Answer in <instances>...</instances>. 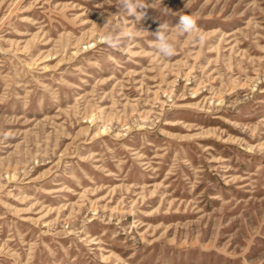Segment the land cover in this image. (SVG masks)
I'll use <instances>...</instances> for the list:
<instances>
[{
  "label": "rangeland",
  "instance_id": "1",
  "mask_svg": "<svg viewBox=\"0 0 264 264\" xmlns=\"http://www.w3.org/2000/svg\"><path fill=\"white\" fill-rule=\"evenodd\" d=\"M145 6L0 0V264H264V0Z\"/></svg>",
  "mask_w": 264,
  "mask_h": 264
},
{
  "label": "clouds",
  "instance_id": "2",
  "mask_svg": "<svg viewBox=\"0 0 264 264\" xmlns=\"http://www.w3.org/2000/svg\"><path fill=\"white\" fill-rule=\"evenodd\" d=\"M121 7L138 19L145 16V12L140 11L146 7L145 0H121ZM106 23L107 20L104 24ZM175 30L177 35L192 37L195 43L203 44L205 42L204 34L199 31L195 19L191 16L180 15L179 22L175 25ZM152 35L155 37L154 48L162 57L171 58L176 55V46L169 36V26L167 24H160L157 31L152 33ZM119 40V36L112 32H107L104 35V41L109 47H118Z\"/></svg>",
  "mask_w": 264,
  "mask_h": 264
}]
</instances>
